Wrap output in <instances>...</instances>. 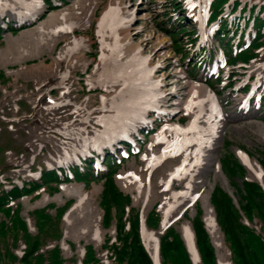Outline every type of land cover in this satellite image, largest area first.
Returning <instances> with one entry per match:
<instances>
[{"label": "rangeland", "instance_id": "374dc122", "mask_svg": "<svg viewBox=\"0 0 264 264\" xmlns=\"http://www.w3.org/2000/svg\"><path fill=\"white\" fill-rule=\"evenodd\" d=\"M29 1L24 0L25 5L19 6L18 10L24 12ZM55 1L57 10L37 25L35 21L23 24L21 15L11 11L0 17L7 22L18 20L20 24L10 32L0 25V187L8 186L9 182L19 184L22 180H39L40 171L45 168L57 170L61 176L64 172L59 169L66 171L70 166L80 167L81 161H90L92 169L87 171L84 183L70 178L55 190L44 187L37 196L24 197L17 202L20 204L19 215L27 231L35 235L34 211L53 204L48 211L56 216L50 210L72 206L75 202L74 198L65 196L56 199L62 185L73 183L86 191L100 186L97 212L101 216L104 237L98 244L87 236L79 240L66 237L64 218L68 209L62 210L59 234H43L45 242L39 252L44 254L57 247L65 262L84 264L86 248L92 247L102 264L112 262L111 254L102 249L107 240L113 241L117 236L116 218L105 226L101 207L103 176H107V166L110 167L108 158L115 160L116 172L112 177L118 190L131 198L129 207L139 211L143 220L151 211L158 212L159 228L152 232L146 230L154 238L162 236L160 210L165 201H171V192L166 190L163 181L197 146L194 143L182 151L169 148L161 162L148 171V157L155 152L161 154L171 139L167 136L156 141L162 127L174 122L185 125L191 118L185 110L164 113L162 107H154L156 103L150 100L155 98V93L168 92L172 87H184V93L188 95L193 84L203 83L215 92L225 112L239 115L223 121L222 131L212 146L210 170L200 177L196 175L198 179L191 190V198L184 200L167 218L166 229L173 228L178 234L182 253H173L166 260L160 253L158 263L208 264L202 258L196 238L194 257L184 235L186 225L193 230L192 223L198 211L214 255L210 264H222L206 229L203 199L207 197L224 245L220 252L231 264H238L232 244L223 231L222 214L211 201L215 187L231 200L253 252L264 262V221L256 214L247 217L239 206L244 180L258 184L263 195L264 182L251 176L237 152H244L259 165L264 157V42L256 46L250 43L247 58L243 60L238 55L235 58L238 62L231 66L229 57L231 51L236 50L231 45L240 48L242 45L236 44L234 36L229 39L230 45L226 40L217 39L218 26L208 23L211 0ZM231 1L223 7L222 19L235 25L231 26L235 32L237 24L230 15L243 18L252 14L249 10L246 15L241 14L245 3L233 14L229 6L235 5V1ZM238 1L247 2L254 8L264 4V0ZM8 47L15 51L10 61L3 58ZM61 54L65 55L55 66L56 71L47 73V69H42V74L37 73L41 62L50 67L53 59ZM253 56H257L256 60ZM210 57H214V63H210ZM118 66L122 69L116 70ZM150 71L155 80L146 79V73ZM143 76L146 86H135L134 83L142 81ZM242 96L250 97L247 114L236 110V99ZM184 99L185 96L182 101ZM200 122L204 123V119L200 118ZM232 162L241 165L244 172L236 171L234 165L236 172L231 175L228 165ZM122 171L139 175L141 193L135 188L124 191L119 187L117 176ZM189 180L187 176L181 182L175 181V190L187 189ZM17 203L10 207L17 209ZM117 215H121V208ZM0 221L9 224L2 213ZM141 240L148 251L143 237ZM25 249L20 242L13 250L15 259L11 263L23 264L21 259Z\"/></svg>", "mask_w": 264, "mask_h": 264}, {"label": "trees", "instance_id": "16d2710c", "mask_svg": "<svg viewBox=\"0 0 264 264\" xmlns=\"http://www.w3.org/2000/svg\"><path fill=\"white\" fill-rule=\"evenodd\" d=\"M230 0H213L211 6V21L217 20L223 11V7L229 3ZM235 5H231L232 11L236 12V9L242 4V2L236 0ZM245 10L249 8L250 13L253 15L256 12L257 7H251L249 3L245 2ZM260 8L257 10L254 16V22L250 23V20L246 21L249 26L250 37L253 46L263 43L262 29L264 27V4H259ZM252 9V10H251ZM220 39H224L225 36L231 32L227 22H220ZM253 33L256 35L253 36ZM219 38V37H218ZM243 52L240 57L245 60L247 58L246 53ZM251 58V57H250ZM235 59H233L234 61ZM264 156V152H263ZM109 173L104 178V190L101 198V207L104 211L103 223L104 225L110 224L114 218H116L117 236L115 240H107L102 249H105L111 254L110 264H153V261L147 253L140 236V214L139 211H135L134 208L129 207L131 199L128 196H124L116 187L113 175L116 172V165L111 163V159L108 158ZM264 168V157L260 161ZM236 171L244 172L241 165L236 163H229L228 169L230 174H235ZM70 173L77 181L86 180V172L82 173L78 168L76 170H70ZM85 174V175H84ZM92 175L90 176V178ZM61 182L59 175L54 170H42L41 179L39 182L23 180L21 185L9 182V188L6 186L0 187V213L7 217L6 224L4 221H0V263L4 260L5 264H13L12 260L15 259L13 250L19 247V243L22 242L26 249L24 256L21 259L23 264H69L65 262L60 254L58 248H53L50 251L41 254L39 249L45 242L43 240V234L49 233L59 234L58 222L62 218V209L56 211V217L53 219L49 214L48 209L54 207L49 205L48 208H42L32 213L34 217V224L37 228L35 235L30 234L26 226L19 215L20 204L17 203L24 197H35L37 192L43 188L55 190L58 184ZM2 185V184H1ZM243 197L240 201V209L247 217H251L256 214L262 221H264V195L258 184L248 181H243ZM241 190V191H242ZM211 201L215 209L219 210L222 214V227L227 238H229L233 250L238 259V264H264L260 261L256 253L253 252L250 243L247 238V234L243 229L237 211L233 208L231 200L227 195L218 187H215ZM17 203L16 208L12 209L10 204ZM66 206V205H65ZM121 208V215L118 214V209ZM129 208V210H127ZM114 212V215H113ZM197 217L192 223L195 232L196 244L200 250L202 258L208 263H213L214 255L209 243V239L203 223L200 219V213L197 211ZM146 226L149 230L154 231L158 228L160 222V216L158 212L151 211L146 218ZM181 240L178 234L173 228H169L160 239V253L164 260L178 251L182 253ZM84 264H102L97 257V252L92 247L86 248Z\"/></svg>", "mask_w": 264, "mask_h": 264}, {"label": "bare ground", "instance_id": "6f19581e", "mask_svg": "<svg viewBox=\"0 0 264 264\" xmlns=\"http://www.w3.org/2000/svg\"><path fill=\"white\" fill-rule=\"evenodd\" d=\"M34 2L38 7L42 5L39 0H34ZM23 5H25L24 0H14L12 2L0 0V14L5 13L6 11H11L14 14L20 15L21 12L18 10V8L19 6L22 7ZM33 9H35V7ZM35 10L36 11L34 14H36L38 8ZM25 12L26 11L22 13L25 14ZM11 50L12 49L8 47L3 53V58H5L7 61L12 59V57L15 55V51ZM64 55L61 54L59 57L54 58L52 66L50 67L44 62H41L37 66V73L42 74L40 71H43L44 69H47V73L56 71L55 66L59 64L61 59L64 58ZM132 65L133 64L131 63V68ZM122 66L116 67V70L122 69ZM253 66L259 68L257 67L258 65ZM152 74V71H150V73H146V79L149 81L155 80V77L152 76ZM142 79V81H136L134 85L138 87H145V77L143 76ZM183 88L184 87H172L168 92L166 91L161 94L157 92L155 93V98L152 101L150 100V102L156 103V106L154 107H162L161 110L164 113H171L176 110H185L191 114V118L185 125L179 122H174V124H167L162 127V130H160V132L156 135V141L160 142L167 136H169L171 139L168 140V145L161 154H156L155 152L150 157H148L146 161L148 171L161 162L163 157L167 154L169 148H176L179 149V151H182L189 149L194 143L197 146V148L187 158L181 161L180 165L174 168L168 177L163 181V185L165 186L166 190L171 192V201H165L160 210L162 214V223L160 227L161 234L166 229L167 218L171 212L184 200L191 198V190L195 186L196 179H198L196 175L200 177L201 174L210 170L212 166V146L214 141L217 139V136L222 131L223 121L228 117L233 118L239 115L236 112H234V115L225 112L219 105V100L216 98L215 92H213L207 85L203 83L193 84L188 95L184 93ZM184 96L185 99L182 101ZM236 101L237 112L245 114L247 104L246 99L239 98L236 99ZM200 118L204 119V123L200 122ZM165 121L168 122L170 119H165ZM262 137L264 139V132L262 133ZM237 152L241 161L251 173V176L255 179H259L260 182H264V170L260 167L258 162H252L244 152L239 150H237ZM216 170L218 172V167ZM187 176L190 177L189 182L186 184L187 189L176 191L174 188V182H181ZM117 183L124 191H129L132 188H135L138 193H141L142 180L139 175L135 174V172H120L117 176ZM101 190L102 188L100 186H95L93 190L86 191L73 183L61 186V190L56 196V199L60 200L65 196L67 198H74L75 202L72 204V206L64 205L62 208L55 207L54 210L50 211H54L55 214L58 210L62 209L65 211L68 209L64 218L66 237H73L76 240H79L80 238L87 236L90 241H93L97 244L104 237L103 231L100 227L101 216L97 212V196L100 194ZM149 190H147L148 195H151V191ZM203 201L206 229L217 248L219 261L222 264H231V262H229L220 252V249L223 248L224 245L222 243L220 230L215 221L214 212L211 207H209L208 198L205 197ZM49 214L51 215V213ZM51 216L53 219L56 217L55 215ZM146 229L152 232V230L144 227L142 230V237L146 242L149 253L152 255L155 262L158 263L160 255L159 240H157L158 238H154L153 234L148 233ZM184 235L188 247L195 255L194 257H196L195 234L191 226L186 225L184 227Z\"/></svg>", "mask_w": 264, "mask_h": 264}, {"label": "water", "instance_id": "95a60500", "mask_svg": "<svg viewBox=\"0 0 264 264\" xmlns=\"http://www.w3.org/2000/svg\"><path fill=\"white\" fill-rule=\"evenodd\" d=\"M151 256H152V255H151ZM152 259H153V261H154V264H159V263H156V262H155V260H154V258H153V257H152Z\"/></svg>", "mask_w": 264, "mask_h": 264}]
</instances>
